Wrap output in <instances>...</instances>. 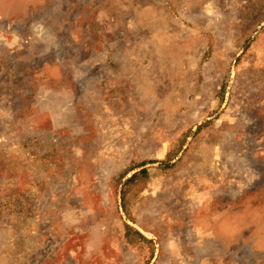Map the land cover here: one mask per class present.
I'll use <instances>...</instances> for the list:
<instances>
[{
    "label": "rangeland",
    "instance_id": "rangeland-1",
    "mask_svg": "<svg viewBox=\"0 0 264 264\" xmlns=\"http://www.w3.org/2000/svg\"><path fill=\"white\" fill-rule=\"evenodd\" d=\"M0 264H264V0H0Z\"/></svg>",
    "mask_w": 264,
    "mask_h": 264
},
{
    "label": "trees",
    "instance_id": "trees-1",
    "mask_svg": "<svg viewBox=\"0 0 264 264\" xmlns=\"http://www.w3.org/2000/svg\"><path fill=\"white\" fill-rule=\"evenodd\" d=\"M144 171V170H143ZM135 174H133L131 177H133Z\"/></svg>",
    "mask_w": 264,
    "mask_h": 264
}]
</instances>
